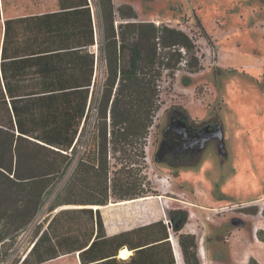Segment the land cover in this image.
Listing matches in <instances>:
<instances>
[{"label":"rangeland","instance_id":"obj_1","mask_svg":"<svg viewBox=\"0 0 264 264\" xmlns=\"http://www.w3.org/2000/svg\"><path fill=\"white\" fill-rule=\"evenodd\" d=\"M115 2L130 3L140 19L189 33L203 69L188 74L187 85L183 71L172 85L162 81V103L144 148L143 174L154 192L121 201L128 204L114 213L142 224L185 209L187 233L212 252L206 264H247L250 257L264 264V240L258 237V231L264 236V0ZM93 122L94 116L88 130ZM68 174L48 190L38 219ZM33 226L19 238L25 240ZM23 239L18 247L26 246Z\"/></svg>","mask_w":264,"mask_h":264},{"label":"trees","instance_id":"obj_2","mask_svg":"<svg viewBox=\"0 0 264 264\" xmlns=\"http://www.w3.org/2000/svg\"><path fill=\"white\" fill-rule=\"evenodd\" d=\"M94 2L103 82L87 111L88 95L32 96L18 106L16 98L10 96L8 102L0 92V264L19 262L17 256L9 260L18 238L33 223L34 234L42 228L45 219L36 221L45 195L66 172L48 211L61 204L136 200L154 192L143 174L144 148L162 103L161 83L172 85L176 73L183 71L187 85L188 74L203 69L196 40L183 29L140 19L130 4ZM193 18L207 36L197 16ZM168 215L184 264H201L196 237L182 232L188 211L175 208ZM258 237L264 240L260 231ZM247 264L259 262L250 257Z\"/></svg>","mask_w":264,"mask_h":264},{"label":"crops","instance_id":"obj_3","mask_svg":"<svg viewBox=\"0 0 264 264\" xmlns=\"http://www.w3.org/2000/svg\"><path fill=\"white\" fill-rule=\"evenodd\" d=\"M99 24L94 0H0V92L8 102L16 98L18 106L32 96L88 95L87 111L103 71ZM125 204L47 208L39 217L45 219L42 228L34 234V225L25 240L18 238V245L23 239L26 246L17 247L10 259L17 256L16 264H184L178 239L165 230L164 218L128 224L114 213ZM211 253L205 249L201 255L198 248L201 264Z\"/></svg>","mask_w":264,"mask_h":264},{"label":"built area","instance_id":"obj_4","mask_svg":"<svg viewBox=\"0 0 264 264\" xmlns=\"http://www.w3.org/2000/svg\"><path fill=\"white\" fill-rule=\"evenodd\" d=\"M102 75H103V71H102ZM40 221H41V219H38L36 222L39 223ZM165 222H166V225L168 226V229L171 230V220L166 219ZM201 245H202V241L200 239L198 242V248H201Z\"/></svg>","mask_w":264,"mask_h":264},{"label":"bare ground","instance_id":"obj_5","mask_svg":"<svg viewBox=\"0 0 264 264\" xmlns=\"http://www.w3.org/2000/svg\"><path fill=\"white\" fill-rule=\"evenodd\" d=\"M148 150H149V148H148ZM95 207V206H94ZM126 253V252H125ZM199 253L202 255H205V250H204V248H203V246H201V248H200V250H199ZM124 253H121V255H123ZM120 255V256H121ZM128 255V254H127ZM179 264V263H178Z\"/></svg>","mask_w":264,"mask_h":264}]
</instances>
